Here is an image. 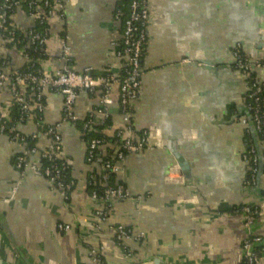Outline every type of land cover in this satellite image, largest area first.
I'll return each mask as SVG.
<instances>
[{"label": "crops", "instance_id": "1", "mask_svg": "<svg viewBox=\"0 0 264 264\" xmlns=\"http://www.w3.org/2000/svg\"><path fill=\"white\" fill-rule=\"evenodd\" d=\"M118 1L72 0L54 24L52 36L69 41L79 70L99 73L116 60L113 42L122 33V23L114 19ZM149 13L142 87L132 113L135 127L150 132L149 145L129 154L116 174L145 198L116 200L110 221L96 222L89 185L102 164L87 162L79 121L98 99L82 92L75 105L78 122L62 127L61 158L70 161L75 182L67 199L45 177L30 171L22 177L15 158L26 155L40 163L39 155L0 134V264H94L88 255L92 246L102 247L105 264H242L243 241L251 232L262 236L264 264V199L247 184L243 161L250 145L264 160V139L246 114L248 83L234 67L233 55L240 43L251 58H263L264 0H149ZM13 19L23 30L32 25L21 11ZM1 55L9 71L25 64L18 52L6 49ZM58 57L54 49L43 64L47 72L60 65ZM257 74L264 79V70ZM115 99L110 135L123 124L118 89ZM10 101L8 88L0 89V108ZM45 104L44 121H61L62 96L47 92ZM39 128L35 121L19 124L27 135ZM48 143L37 141L40 147ZM174 151L187 161L188 175ZM17 183L15 197L5 204ZM244 204L261 209L250 229L237 210ZM60 223L71 229L61 231ZM117 224L144 234L129 242L130 256L116 242Z\"/></svg>", "mask_w": 264, "mask_h": 264}, {"label": "built area", "instance_id": "2", "mask_svg": "<svg viewBox=\"0 0 264 264\" xmlns=\"http://www.w3.org/2000/svg\"><path fill=\"white\" fill-rule=\"evenodd\" d=\"M28 1V11L23 7L22 0H1L0 3V89L7 87L11 101L7 108H0V134L6 135L11 142L27 144L28 140L35 141L30 153L38 154L40 159L49 163L42 165L31 161L26 155L16 157V167L21 170L22 177L27 171L36 176L45 177L51 189L59 192L65 199L75 187V182L67 178L66 171L70 169V161L61 158L63 149L62 127L63 124L78 122L75 113V105L82 92L98 99L96 108L90 111L83 120L81 135L87 143L86 160L91 165L102 164L100 173L92 174L90 185H96L97 189L91 191V198L96 202L95 219L99 224L110 221L111 208L116 200H130L141 202L143 195H134L124 184L109 183L111 174H117L124 164L127 156L138 153L149 145L150 132L138 130L133 121L132 113L134 103L140 95L142 87V60L144 50L148 42L149 0H132L129 12L126 14L118 7L115 9V21L122 23L121 38L115 40L116 60L107 65L106 69L94 73L91 68L79 70L75 63L76 53L65 37H53L52 30L57 21H61L72 0H25ZM21 11L32 25L28 27L26 34L29 43L21 46L20 38L6 25H12L15 29L22 30L14 21V15ZM37 25H44L42 30L36 29ZM55 47L51 48L50 44ZM56 43V44H55ZM11 44V45H9ZM32 47L34 52L45 55L44 60L35 61L27 52ZM18 52L24 58L27 71H9L6 69V60L1 55L3 50ZM58 50L60 65L47 72L43 66L45 60L53 56ZM234 67L242 73L248 83L246 103L251 112L254 128L262 134L264 139V79L257 72L264 70V56L255 59L248 56L239 43L234 51ZM38 63V64H37ZM34 71L31 68L37 67ZM115 89H118V105L122 125L113 130L118 140L113 144L101 138L86 140V135L93 126L105 123L112 119L113 107L116 103ZM47 92H55L62 96V118L56 123L44 121L46 111L45 96ZM20 105L23 111L21 122L9 123L11 108ZM43 119L39 130L25 134L19 129V124L27 121H36L37 115ZM112 125L105 131L108 133ZM108 130V131H107ZM47 139L46 146L40 147L37 141ZM117 147H116V146ZM115 148V151L109 150ZM117 148V149H116ZM57 159L62 160L57 163ZM243 161L248 167L247 184L255 185L259 171L258 150L250 145L243 154ZM19 189V183L14 185L9 194L3 198L5 204L10 203ZM243 216L245 226L251 228L261 213L257 206L244 204L237 209ZM58 228L67 232L70 224L60 223ZM114 228L116 242L122 250L131 255L129 242L140 240L143 233H136L125 224H117ZM262 236L251 232L243 241L242 264H260ZM88 255L94 264H105L102 247L92 246Z\"/></svg>", "mask_w": 264, "mask_h": 264}, {"label": "trees", "instance_id": "3", "mask_svg": "<svg viewBox=\"0 0 264 264\" xmlns=\"http://www.w3.org/2000/svg\"><path fill=\"white\" fill-rule=\"evenodd\" d=\"M22 1H23V3H22L23 7L28 11V9H29L28 1H25V0H22ZM131 1L132 0H119L116 7L120 8L125 13V16H126V14L129 12V7H130ZM6 26L8 27V29H11L12 31L15 32V36L17 38H20V40H21L20 45L21 46H25L29 43V36L26 34V31H28V29L22 31V30L15 29L14 26H12L10 24L6 25ZM43 27H44V25H37L36 29L42 30ZM9 45H11V44H9ZM27 52L37 62L40 60H44L46 58L45 55H42L38 52H34L32 47L27 48ZM144 55H145V50H144ZM143 58H144V56H143ZM261 61H263V58H261ZM37 64H36L37 67L31 68L30 70L34 71L36 68H38ZM19 71H27L26 65L24 64L23 67L21 69H19ZM246 102H248L247 99H246ZM22 114H23V111H22L21 106L20 105H13L11 108L9 123L11 124V123L21 122L20 120H21ZM39 116H40V114L37 115L36 121H37L38 126L41 128V124H43V119H40ZM79 122H81L82 123L81 125H83V121H79ZM112 124H113V121L111 118H109L105 121V123H101V124L93 126V128L86 135V140L91 139V138H101V139L107 141L108 143L113 144L116 140H118V137L116 135H112V134L110 135V134L106 133V131H105V129ZM140 133H142V132L140 131ZM258 134H259V137L261 139H263L262 134H260V133H258ZM34 144H35V141L29 139L27 142L28 149L30 150V148L33 147ZM109 150H111V151L113 150V152H114L115 151L114 146H113V149H109ZM61 162H62V160L57 159V163H61ZM40 163L42 165H47L49 162L42 159ZM14 165H16V158L14 160ZM69 170L70 169H68L66 171V175H67V178L71 179V176L69 175ZM109 183L111 185H115L117 183H122V182L118 181V179L116 178V174L113 173V174H111V179H110ZM89 188H90V191H92L93 189H97L96 185H94V184L89 185Z\"/></svg>", "mask_w": 264, "mask_h": 264}, {"label": "water", "instance_id": "4", "mask_svg": "<svg viewBox=\"0 0 264 264\" xmlns=\"http://www.w3.org/2000/svg\"><path fill=\"white\" fill-rule=\"evenodd\" d=\"M261 47H263V46L259 45V48H261ZM205 65H208L207 68H210L211 63L205 62ZM246 114L249 117L251 126L254 128L251 112L248 110V111H246ZM253 130L256 131L255 128ZM174 153H175V156L177 157V159L179 160V164L181 166V169L184 171V173L186 175H188L189 165H188L187 161L176 151H174ZM258 156H259V171H258V175H257V181H256L255 185H253V192L255 195L264 199V189L261 187V179H262V176L264 174V160H263L262 153L260 151H258Z\"/></svg>", "mask_w": 264, "mask_h": 264}]
</instances>
